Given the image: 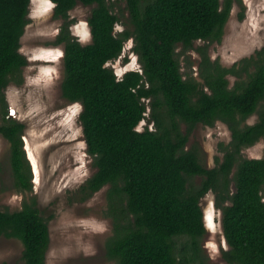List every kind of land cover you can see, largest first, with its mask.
I'll list each match as a JSON object with an SVG mask.
<instances>
[{"label":"trees","instance_id":"trees-1","mask_svg":"<svg viewBox=\"0 0 264 264\" xmlns=\"http://www.w3.org/2000/svg\"><path fill=\"white\" fill-rule=\"evenodd\" d=\"M52 1L56 17L65 20L79 3L95 5L88 20L90 43L72 36L69 23L56 43L64 46L63 97L82 104L80 121L96 168L79 191L88 198L109 187L113 231L105 244L107 259L209 264L201 201L213 192L229 246L223 259L264 264V157L243 156L264 138V46L232 66L202 51L198 77L184 76L178 53L179 46L185 54L197 41L220 42L236 0H126L129 19L120 32L121 18L108 3L113 0ZM30 4L0 0V134L9 143L14 188L20 193L33 191V172L25 125L9 115L4 90L21 82L28 64L20 47ZM130 39L141 70L118 77L108 63L122 55ZM230 77L236 79L233 86ZM148 108L155 129L140 130ZM255 114L257 122L249 124ZM217 121L227 124L232 140L222 148L223 160L206 168L198 152L187 149L189 132ZM0 236L23 243L25 264H46L50 228L35 199L19 210L0 209Z\"/></svg>","mask_w":264,"mask_h":264},{"label":"rangeland","instance_id":"rangeland-1","mask_svg":"<svg viewBox=\"0 0 264 264\" xmlns=\"http://www.w3.org/2000/svg\"><path fill=\"white\" fill-rule=\"evenodd\" d=\"M121 18L116 26L120 32L128 24L126 0L108 2ZM93 6L79 3L69 13V19L56 17L55 4L50 0H31L29 19L21 39L20 51L27 57L21 82H12L4 94L8 113L24 125V147L33 172V191L17 192L10 164L7 140L0 134V209L19 210L25 202H37L50 228L51 242L46 264H114L106 257L105 244L113 231V219L108 213V186L94 195L83 198L80 188L95 172L93 158L87 151L84 129L80 121L81 103H70L62 93L64 77V46L56 43L62 27L69 23L71 35L82 44L92 41L88 23ZM128 28H130L128 26ZM130 39L122 55L108 63L116 73L141 70L138 55ZM264 46V0H236L220 42L197 41L185 54L178 47L184 76L200 73L202 51L213 61L232 66L255 55ZM125 58L128 61H125ZM236 79L230 77V86ZM148 103V101H147ZM151 108L139 129H155L150 119ZM255 114L247 121L254 124ZM2 112L0 105V124ZM183 131L189 129L181 124ZM232 140L229 127L223 121L214 126L198 124L189 132L187 149H195L206 168L223 160L224 148ZM246 158L264 157V138L243 150ZM201 178H196L200 183ZM234 190V188H233ZM207 225L203 239L204 254L209 264H228L223 251L228 250L222 211L217 207L215 194L209 192L201 201ZM23 243L15 238L0 236V264H25Z\"/></svg>","mask_w":264,"mask_h":264},{"label":"built area","instance_id":"built-area-1","mask_svg":"<svg viewBox=\"0 0 264 264\" xmlns=\"http://www.w3.org/2000/svg\"><path fill=\"white\" fill-rule=\"evenodd\" d=\"M10 115H11V116H15V115H16V111H15V109H11V111H10Z\"/></svg>","mask_w":264,"mask_h":264},{"label":"clouds","instance_id":"clouds-1","mask_svg":"<svg viewBox=\"0 0 264 264\" xmlns=\"http://www.w3.org/2000/svg\"><path fill=\"white\" fill-rule=\"evenodd\" d=\"M50 1L53 2L52 0H50ZM53 3H54V2H53ZM54 4H55V3H54ZM55 7H56V4H55ZM125 73H126V72H125ZM125 73H124V74H125ZM124 74H123V75H124ZM117 75H118V77L123 76V75H120V74H118V73H117ZM10 116H11V115H10ZM205 221H206V220H205Z\"/></svg>","mask_w":264,"mask_h":264}]
</instances>
